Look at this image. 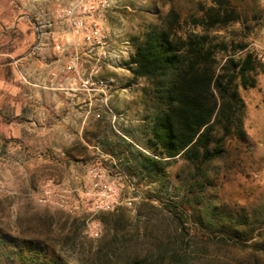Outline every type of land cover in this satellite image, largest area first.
Listing matches in <instances>:
<instances>
[{
	"label": "rangeland",
	"instance_id": "374dc122",
	"mask_svg": "<svg viewBox=\"0 0 264 264\" xmlns=\"http://www.w3.org/2000/svg\"><path fill=\"white\" fill-rule=\"evenodd\" d=\"M62 1L0 0V66L7 63L15 70L21 56L33 50L43 24L60 21L69 27L57 18L62 6L57 12L49 7L51 2L62 5ZM98 1L77 0L79 6L94 9L91 13L100 22L107 43L112 40L119 47L109 50L112 57L105 56L100 61L98 73L100 78L111 81L108 105L115 120L111 122V116L97 107L93 111L100 114V119L92 116L94 121L84 142L61 145L60 153L55 155L49 147H43L38 152L45 150L49 157L29 173L22 171V148L14 150L13 142L0 132V229L13 237L46 243L69 264L93 260L96 249L113 234L131 238L142 256L152 250L155 238L161 237V204L181 202L184 222L187 214L197 211L194 202L189 201L193 194L186 192L181 181L179 161L167 165L168 180L162 186L159 181L129 176L117 158L105 151L101 140L108 134V122L114 134L149 153L142 146L146 114L142 90L146 82L133 78L129 71L133 67L129 63L133 40L170 11L179 16L181 23L200 15L201 5L207 0H120L104 12L95 10ZM230 2L239 21L216 33L225 40L243 42L245 50L264 60V0ZM256 79L254 88H239L245 104L246 141L231 142L227 154L216 162L217 175L204 195L209 205L203 216L212 209L234 217H254L256 221L264 218V74ZM109 140L112 142L111 137ZM147 197L153 200L148 206L143 205ZM162 223L169 232L171 226ZM185 226L199 238L189 223ZM253 234L260 236L254 254L251 250L210 244L203 260L209 264L231 263L252 255L264 264V231ZM0 264L23 263L9 261L0 254Z\"/></svg>",
	"mask_w": 264,
	"mask_h": 264
},
{
	"label": "trees",
	"instance_id": "16d2710c",
	"mask_svg": "<svg viewBox=\"0 0 264 264\" xmlns=\"http://www.w3.org/2000/svg\"><path fill=\"white\" fill-rule=\"evenodd\" d=\"M238 21L230 0H207L201 5L200 15L181 23L170 11L134 38L129 60L133 67L129 71L133 78L146 82L142 90L146 112L142 146L149 153L114 134L108 122L102 147L117 158L129 176L159 181L162 186L168 180L167 165L179 161L181 181L186 192L193 194L189 201L197 211L187 214L184 222L181 202L161 204V237L151 243L152 250L141 256L131 238L113 234L87 264H209L203 260V253L210 244L254 254L260 236L253 233L264 231V218L256 221L254 217H234L212 209L207 216L202 215L209 205L204 195L217 175L216 162L227 154L231 142L243 143L247 138L245 104L239 88H254L256 77L264 74L263 59L245 50L243 42L225 40L216 33ZM1 67L10 78L11 66L4 63ZM146 200L143 205L153 201L151 197ZM162 222L171 226L169 232ZM185 223L201 239L188 231ZM0 254L23 264H69L46 243L13 237L1 229ZM216 264L261 263L251 255L241 261Z\"/></svg>",
	"mask_w": 264,
	"mask_h": 264
},
{
	"label": "crops",
	"instance_id": "0c3cea01",
	"mask_svg": "<svg viewBox=\"0 0 264 264\" xmlns=\"http://www.w3.org/2000/svg\"><path fill=\"white\" fill-rule=\"evenodd\" d=\"M61 4L51 2L49 7L57 12L61 6L63 9L79 6L77 0H64ZM82 46V42L73 37L70 26L53 21L41 26L33 50L21 56L10 78H6L0 66V132L13 142L14 150L22 148L23 172L33 171L50 153H60L61 145L87 139L94 120L86 112L101 109V100L73 91L70 79L75 74L66 71L69 60ZM118 48L111 40L103 50H97L95 56L105 53L112 57L113 52L109 50ZM88 64H82L81 68L88 70L92 66ZM60 85L67 91L59 90ZM43 147L52 151L47 155L45 150L38 152Z\"/></svg>",
	"mask_w": 264,
	"mask_h": 264
},
{
	"label": "built area",
	"instance_id": "2783aa9c",
	"mask_svg": "<svg viewBox=\"0 0 264 264\" xmlns=\"http://www.w3.org/2000/svg\"><path fill=\"white\" fill-rule=\"evenodd\" d=\"M120 0H99L95 10L97 12L106 11L111 3H117ZM91 10L92 7L80 5L75 8H66L60 10L57 18L67 22L71 27L73 37L78 38L83 46L80 48L68 63L66 71L75 74L70 79L73 83V91L83 95L99 97L101 100V109L111 116V122L115 120V115L108 105L109 90L111 81L99 77L100 61L105 59V53L95 56L97 50H103L107 44V36L102 30L101 24L96 19ZM91 60V61H89ZM91 63L87 70L81 68L84 63ZM82 69V70H80ZM61 91H67L63 85L58 86ZM91 114L94 119H100V114L93 109H89L86 115Z\"/></svg>",
	"mask_w": 264,
	"mask_h": 264
}]
</instances>
